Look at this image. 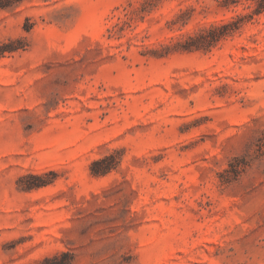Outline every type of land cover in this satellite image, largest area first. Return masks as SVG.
I'll return each mask as SVG.
<instances>
[{
    "label": "rangeland",
    "instance_id": "1",
    "mask_svg": "<svg viewBox=\"0 0 264 264\" xmlns=\"http://www.w3.org/2000/svg\"><path fill=\"white\" fill-rule=\"evenodd\" d=\"M0 51V264H264V0H13Z\"/></svg>",
    "mask_w": 264,
    "mask_h": 264
},
{
    "label": "trees",
    "instance_id": "2",
    "mask_svg": "<svg viewBox=\"0 0 264 264\" xmlns=\"http://www.w3.org/2000/svg\"><path fill=\"white\" fill-rule=\"evenodd\" d=\"M13 0H0V7L5 6L6 4L12 2ZM1 54V51H0ZM97 174V173H94Z\"/></svg>",
    "mask_w": 264,
    "mask_h": 264
}]
</instances>
